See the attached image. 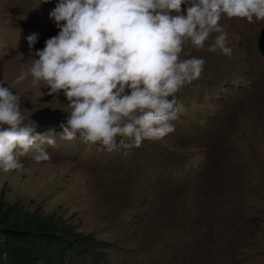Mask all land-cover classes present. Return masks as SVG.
<instances>
[{"label": "rangeland", "instance_id": "374dc122", "mask_svg": "<svg viewBox=\"0 0 264 264\" xmlns=\"http://www.w3.org/2000/svg\"><path fill=\"white\" fill-rule=\"evenodd\" d=\"M0 0V84L21 99L23 123L49 106L68 115L60 92L48 93L27 71L25 36L43 48L58 29L55 0ZM184 4L181 3V12ZM231 54L192 48L199 77L175 94L184 111L174 130L128 150L105 151L79 137L43 131L50 159L19 157L22 170L0 172V200L61 219L93 237L96 249L75 264H264V58L257 50L264 19L222 17ZM215 35V34H212Z\"/></svg>", "mask_w": 264, "mask_h": 264}, {"label": "clouds", "instance_id": "9594fccd", "mask_svg": "<svg viewBox=\"0 0 264 264\" xmlns=\"http://www.w3.org/2000/svg\"><path fill=\"white\" fill-rule=\"evenodd\" d=\"M48 17L56 35L35 51L36 34L25 36L31 64L15 82L30 76L33 86L63 94L70 111L58 124L60 139L127 155L142 140L171 133L184 111L175 94L204 63L185 42L201 49L211 37L209 52L231 54L219 21L264 19V0H55ZM23 121L20 97L0 84V172L22 170L19 157L29 153L35 162L50 159L45 145L55 136Z\"/></svg>", "mask_w": 264, "mask_h": 264}, {"label": "trees", "instance_id": "16d2710c", "mask_svg": "<svg viewBox=\"0 0 264 264\" xmlns=\"http://www.w3.org/2000/svg\"><path fill=\"white\" fill-rule=\"evenodd\" d=\"M96 245L93 237L82 236L61 219L0 200V264H75L77 256Z\"/></svg>", "mask_w": 264, "mask_h": 264}, {"label": "water", "instance_id": "95a60500", "mask_svg": "<svg viewBox=\"0 0 264 264\" xmlns=\"http://www.w3.org/2000/svg\"><path fill=\"white\" fill-rule=\"evenodd\" d=\"M257 50L264 58V29L260 30V34L257 39ZM66 117V114L61 110L53 109L49 106L37 109L34 111L30 118L40 128L58 127L59 122Z\"/></svg>", "mask_w": 264, "mask_h": 264}]
</instances>
